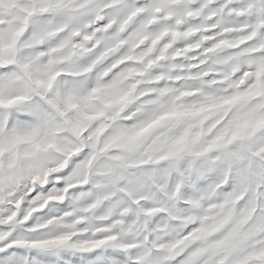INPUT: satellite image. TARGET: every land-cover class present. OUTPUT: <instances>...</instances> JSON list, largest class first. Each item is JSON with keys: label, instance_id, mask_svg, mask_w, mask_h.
I'll return each instance as SVG.
<instances>
[{"label": "snow or ice", "instance_id": "obj_1", "mask_svg": "<svg viewBox=\"0 0 264 264\" xmlns=\"http://www.w3.org/2000/svg\"><path fill=\"white\" fill-rule=\"evenodd\" d=\"M45 40L40 52L51 59L41 68L24 50ZM73 60L83 68L73 75L90 74L95 86L81 94L73 82L52 96L64 75L55 66ZM121 80L131 83L122 88ZM133 104L144 113L138 121L127 111ZM72 111L81 118L69 119ZM120 120L127 125L107 136ZM170 120L196 121L198 131L189 128L168 157L187 150L193 166L206 162L199 175L219 168L208 191L218 189V206L229 209L211 227L193 225L187 240L218 234L210 249H235L241 230L264 212V0H0V264H104L105 249L120 258L110 247L114 225L91 238L75 225L57 232V212L72 215L70 194L107 174L93 172L99 157L123 160L111 154L134 149ZM234 170L245 190L234 189ZM238 200L248 211L227 229ZM245 235H264V225ZM207 250L194 249L191 264ZM238 264H264V239Z\"/></svg>", "mask_w": 264, "mask_h": 264}, {"label": "clouds", "instance_id": "obj_2", "mask_svg": "<svg viewBox=\"0 0 264 264\" xmlns=\"http://www.w3.org/2000/svg\"><path fill=\"white\" fill-rule=\"evenodd\" d=\"M49 42L42 41L35 48H27L24 55L35 58L36 66L43 68L51 59L41 54L40 48L47 47ZM56 69L64 73L57 80L52 96L64 92L73 82L80 84L81 94H86L90 87L95 86V79L89 74L84 77L73 75L82 71L79 60L57 64ZM131 81L121 80L120 86L126 88ZM173 97L162 98V103H170ZM203 97L184 98L177 103L196 104ZM36 102H39L36 98ZM155 110L159 106H151ZM129 114L136 116L138 121L144 113L138 114V106L133 104L127 109ZM68 118L76 121L81 118L79 111H72ZM99 122L91 124L94 129ZM126 120L116 122L107 136L116 134L119 126L127 125ZM135 123V121H134ZM191 128L198 131V125L193 120H170L149 133L134 149H117L111 155L123 156V160H111L101 156L95 162L93 172H105L106 175H93L92 184L73 192L69 199V212H57L58 219L53 225V231L68 230L66 225H75L73 231H84L89 238L96 235L97 227L107 224L113 227L112 234L116 236L113 251H121L120 258L107 257V249L101 252L105 256L104 264H191V254L194 249H208L198 257L195 264H238L240 255L254 243L255 239H264V235L247 239L246 233L253 231L256 225H264V212L257 214L240 232L237 237V247L228 251H216L209 248L214 234L208 240L193 238L188 241L186 233L193 225L213 226L229 209L218 205L222 203V193L217 189L209 193V180L213 174L220 175V169L215 172L206 171L199 175L195 169H207L205 161H198L193 166L192 157L187 150L179 157H168L173 150L174 142ZM71 139V137H69ZM87 142V136L83 137ZM191 136L189 137V142ZM90 150V149H86ZM165 157H168L164 159ZM153 161V163H141ZM155 161H159L156 163ZM183 171L184 175H179ZM234 189L245 190L246 184L238 171L231 174ZM180 184V194L176 195V185ZM96 185H99L98 187ZM83 193V194H82ZM192 200H198L193 205ZM247 201L230 205L232 219L227 225L231 229L248 211ZM153 210L149 214V210ZM83 217V223L76 220ZM175 245V247H173ZM124 246V247H121Z\"/></svg>", "mask_w": 264, "mask_h": 264}]
</instances>
